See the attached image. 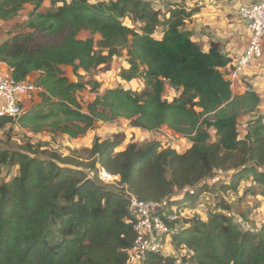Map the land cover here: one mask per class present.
I'll return each instance as SVG.
<instances>
[{
    "label": "trees",
    "instance_id": "obj_1",
    "mask_svg": "<svg viewBox=\"0 0 264 264\" xmlns=\"http://www.w3.org/2000/svg\"><path fill=\"white\" fill-rule=\"evenodd\" d=\"M44 1L0 0L3 22L32 7L24 28L0 43V63L15 82L36 75L34 83L44 90L22 117L0 118V131L17 125L77 139L97 122L124 119L149 133L165 127L190 146L179 153L158 140L141 145L119 132L94 138L83 150L86 158L78 159L41 152L44 145L29 140L15 151L3 149L0 139V264H128L136 238L128 195L165 200L170 213L193 208L208 192L214 206L206 221L194 216L171 236L178 255L147 254L141 264H264V226L243 229L222 197L251 178L245 194L264 199V117L248 121L242 138L238 133L239 117H254L261 100L251 86L233 95L226 76L234 59L219 43L204 52L191 39L185 25L195 10L167 3L160 11L151 0H50L41 14ZM81 32L92 38L80 39ZM123 51L120 79H141L144 89H108L83 107L77 95L89 83L69 81L62 68L75 75L109 71ZM166 87L178 96L164 98ZM99 168L119 182L104 184ZM219 172L232 176L213 188L207 180Z\"/></svg>",
    "mask_w": 264,
    "mask_h": 264
},
{
    "label": "rangeland",
    "instance_id": "obj_2",
    "mask_svg": "<svg viewBox=\"0 0 264 264\" xmlns=\"http://www.w3.org/2000/svg\"><path fill=\"white\" fill-rule=\"evenodd\" d=\"M109 0H89V3L96 4L101 2H108ZM156 9L164 11L166 7H162L163 1H172V0H151ZM59 6V5H58ZM165 6V5H164ZM51 7L50 0H45L39 13L45 14V12ZM32 7L26 6L19 16L14 19L18 21L13 30H22L25 23L27 22L28 17L30 16ZM23 21V22H22ZM243 21V20H242ZM126 26L133 27V24L130 20L125 19L123 21ZM244 22V21H243ZM245 23V22H244ZM17 26V28L15 27ZM12 33V32H11ZM80 39L92 38L88 32H81L79 34ZM96 41L99 39L98 36H94ZM121 57L112 59V63L109 71H104L103 69H97L92 71L90 74H84L82 71H79L77 75L73 74L70 67H63L65 76L71 82H88L86 89L78 93L77 98L83 107L87 103L94 100L97 94H102L105 90L114 89V88H124L131 89L136 92H141L145 85L141 79L133 80L132 82L122 81L119 77L120 68L125 66V51H123ZM263 58V57H262ZM262 60V59H261ZM256 63H253L250 67L245 68L244 76L247 72L253 70L256 67ZM36 78V76H35ZM35 81V79L33 80ZM99 83L100 88L98 90L92 89V83ZM260 94L264 100V80L261 82ZM234 90V89H233ZM178 93L166 87L164 92V98L171 100L174 97H177ZM35 96L32 102L27 101L28 104H31L39 101V97ZM33 105V106H35ZM31 106V107H33ZM260 116L264 117V103L259 105V108L254 112V117L249 120L248 116L239 117L238 123V133L240 138H242L247 130L248 121H252L255 117ZM264 122V118H263ZM10 125L6 129L0 131V139L2 141L1 147L3 149H9L15 151L18 145H24L27 140L31 141L33 144H43V148L40 149L41 152H55L58 155L63 157H74L85 159L86 154L83 153L84 149H89L94 138L99 137L101 140L110 138L112 135L119 132L125 133L127 140H133L141 145L149 143L154 140L166 143L167 146L174 148L179 153H183L190 146L189 140H187L182 135L174 134L165 127L160 128L157 132L149 133L144 132L139 129L132 128L129 124V121L124 119H119L115 123H103L97 122L94 125L92 130H89L85 135L77 139H69L66 136L60 134H52L48 132H42L38 134H33L28 131L21 129V127L15 125L10 131L9 136H6ZM8 139V140H7ZM43 158L45 156H42ZM232 173L219 172L211 179L207 180L213 188L220 187L225 182H228L231 178ZM253 183L251 178L243 179L240 182L238 192L234 194L231 191H228L222 194V197L226 200L227 203H230L233 206V213L230 216L233 218L234 222L238 223L243 229H248L252 231L259 230L264 226V199L262 196L253 195L250 193L245 194L246 189L251 187ZM209 193V194H208ZM203 195L199 201L198 205H195L193 208L190 204L184 207L186 214L181 215L180 223L183 225V228L190 226V221L194 216L199 217L201 220L206 221L208 213L213 209L214 202L210 195V192ZM213 194V193H212ZM183 194L177 193V198L182 199ZM166 256H176L178 251H175L171 246V241L163 246L161 251Z\"/></svg>",
    "mask_w": 264,
    "mask_h": 264
},
{
    "label": "built area",
    "instance_id": "obj_3",
    "mask_svg": "<svg viewBox=\"0 0 264 264\" xmlns=\"http://www.w3.org/2000/svg\"><path fill=\"white\" fill-rule=\"evenodd\" d=\"M239 15L245 22L250 37L246 49L234 59L232 70L227 73L231 90L241 82L245 68L263 57L264 1L241 6ZM43 91L42 87L30 81L15 82L11 72L0 73V118L22 117L27 112L21 105L22 100L32 101ZM98 177L106 185L116 184L120 180L118 176H112L102 168H99ZM127 199L128 215L136 233L134 244L128 251V264H141L147 254L161 253L174 231L187 228H183L180 223L181 215L186 214L184 208L173 207L169 213L165 200L141 201L132 195H128Z\"/></svg>",
    "mask_w": 264,
    "mask_h": 264
},
{
    "label": "crops",
    "instance_id": "obj_4",
    "mask_svg": "<svg viewBox=\"0 0 264 264\" xmlns=\"http://www.w3.org/2000/svg\"><path fill=\"white\" fill-rule=\"evenodd\" d=\"M262 1L264 0H172L163 1V3H182L187 9L195 10L186 21L185 25V29L191 34V39L200 45L204 52H208L210 43H219L226 56L236 59L246 49L250 37L247 26L239 15V9L241 6ZM163 5L166 4H162V7ZM17 22L18 21L14 20L8 22L0 21V43L9 39L14 32L19 31L13 30ZM15 27L17 28V26ZM157 37L159 38L160 36L157 35ZM0 73H10V70L5 64L0 63ZM35 76L36 75L30 76L27 81L34 83L33 80ZM263 80L264 43L262 60L256 64L253 70L247 72L245 76H242L241 82L232 90V93L235 96L242 95L249 89L248 87L251 86L253 91L259 96L261 100L259 105H261L264 103V100L259 92ZM27 101L28 100H22L21 103L26 111H28L31 106L35 105V102L34 104H28ZM38 103L39 101L36 102V104ZM248 118L251 120V117L248 116Z\"/></svg>",
    "mask_w": 264,
    "mask_h": 264
}]
</instances>
